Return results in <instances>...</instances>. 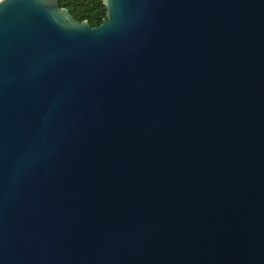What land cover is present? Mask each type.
<instances>
[{
	"label": "water",
	"instance_id": "1",
	"mask_svg": "<svg viewBox=\"0 0 264 264\" xmlns=\"http://www.w3.org/2000/svg\"><path fill=\"white\" fill-rule=\"evenodd\" d=\"M104 4L0 6V260L264 264V0Z\"/></svg>",
	"mask_w": 264,
	"mask_h": 264
},
{
	"label": "trees",
	"instance_id": "2",
	"mask_svg": "<svg viewBox=\"0 0 264 264\" xmlns=\"http://www.w3.org/2000/svg\"><path fill=\"white\" fill-rule=\"evenodd\" d=\"M62 7L70 10L75 19L88 20L94 27L99 26L107 17L104 0H59Z\"/></svg>",
	"mask_w": 264,
	"mask_h": 264
},
{
	"label": "snow or ice",
	"instance_id": "3",
	"mask_svg": "<svg viewBox=\"0 0 264 264\" xmlns=\"http://www.w3.org/2000/svg\"><path fill=\"white\" fill-rule=\"evenodd\" d=\"M6 0H4V2L2 4H0V6H3L5 4ZM0 264H3V261L0 260Z\"/></svg>",
	"mask_w": 264,
	"mask_h": 264
}]
</instances>
